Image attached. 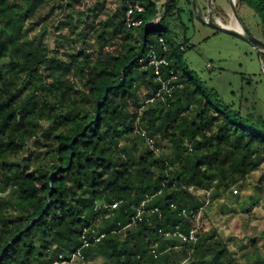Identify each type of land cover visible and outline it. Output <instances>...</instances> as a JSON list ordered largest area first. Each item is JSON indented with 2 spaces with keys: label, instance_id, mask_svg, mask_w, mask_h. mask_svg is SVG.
I'll list each match as a JSON object with an SVG mask.
<instances>
[{
  "label": "trees",
  "instance_id": "16d2710c",
  "mask_svg": "<svg viewBox=\"0 0 264 264\" xmlns=\"http://www.w3.org/2000/svg\"><path fill=\"white\" fill-rule=\"evenodd\" d=\"M46 1L0 0V264H52L59 255L68 261L92 229L104 237L81 249L83 261L232 264L233 254L215 229L202 233L200 227L195 243L165 238L159 229L189 228L170 203L197 210L222 195L233 205L242 201L239 188L249 186L264 165V117L212 98L216 92L187 70L183 45L176 49L160 27L174 0L164 15L163 4L159 24L150 30L126 26L129 0H111L123 4L120 16L94 21L86 30L90 16L109 1L90 0L92 12L84 18L82 10L77 13L85 28L63 37L71 42L66 49H50L32 33V18ZM237 1L264 22V0ZM61 2L62 9L78 4ZM142 4L144 22L158 14L154 1ZM159 36L183 87L167 102L146 103L142 91L150 94L157 83L140 59ZM93 45L90 55L86 48ZM139 129L154 138L153 148ZM29 143L35 149L17 159ZM146 195L161 216L127 225ZM258 199L240 210H250ZM115 200L122 202L113 216L95 212L96 202ZM257 258L249 264H264L263 256Z\"/></svg>",
  "mask_w": 264,
  "mask_h": 264
},
{
  "label": "rangeland",
  "instance_id": "374dc122",
  "mask_svg": "<svg viewBox=\"0 0 264 264\" xmlns=\"http://www.w3.org/2000/svg\"><path fill=\"white\" fill-rule=\"evenodd\" d=\"M152 1L163 4L167 0ZM60 3L61 0H47L32 18L35 24L32 33L36 38H42L43 43L50 49L60 46L63 49L69 48L71 42L67 43L63 37H69L72 29L76 33L81 28H85V25L77 20V13L82 10L84 18L94 7V2L90 0H77L78 4L73 10L60 8ZM122 5L117 1H107L101 9H98L99 14L94 19L92 15L90 16L89 26L85 29L91 30L93 25L91 23L94 21L119 15ZM227 8L233 11L231 0H196L195 8L193 0H174L171 14L167 15L165 23L160 27L164 28L165 36L174 40L176 49L178 44L183 45L181 57L188 66L187 70L192 72L209 92H216V96L212 98L220 99L223 103L234 107L243 104L247 110L264 117V48L257 51L242 39L215 30L197 17L198 15L204 17V13H208L209 10H217L220 17L212 12V18L216 20L218 18L222 23H230L234 15H227L224 12ZM162 9L163 5L158 12L160 15ZM235 10L241 26L264 42V22L260 14L237 0H235ZM149 15L151 16L152 13ZM73 47L74 50L81 48L79 43ZM93 48L94 45L86 48L90 55ZM33 149L35 146L29 143L27 149L21 152L17 159L25 157L28 151ZM249 182V186L238 190L242 197L240 203H234L237 198L232 196L236 207L227 196L222 195L205 205L200 214V232L215 229L233 254L232 264L254 263L258 260V256L264 257V165L252 174ZM257 185L261 187L259 191ZM197 193L203 197L205 192L200 190ZM208 194L209 192H206L207 196ZM257 195L258 202L250 210H240L252 200H256ZM100 262V258H94L87 261L75 259L58 264H100Z\"/></svg>",
  "mask_w": 264,
  "mask_h": 264
},
{
  "label": "built area",
  "instance_id": "2783aa9c",
  "mask_svg": "<svg viewBox=\"0 0 264 264\" xmlns=\"http://www.w3.org/2000/svg\"><path fill=\"white\" fill-rule=\"evenodd\" d=\"M235 2V0H231ZM161 4L156 2V8L160 11ZM145 12V6L137 0H129L126 3L124 23L127 27H139L141 25H145V27H149L152 24H155L160 19V14L158 13L154 18L144 22V19L140 17V14ZM204 17H207L205 15ZM218 20V18H217ZM219 21V20H218ZM184 47L181 46L180 50H183ZM169 51V46L167 45L165 38L163 36H159L157 39V46L150 45L146 56L140 61L143 63V67L151 68L154 80L157 83V86L154 90L147 94L146 90L142 91L144 95V102H153L159 100L161 102H167L170 98L173 97L174 91L179 90L183 87L182 79L177 70L172 67H169L170 61L167 55ZM139 136L152 148L154 147V138L150 136L145 130L139 129L137 130ZM233 193L237 192V189L234 188L232 190ZM152 199V196L146 195L134 208V213L130 218V221L127 225L135 224L138 221H141L144 217H148L149 215L157 214L159 217L161 216V210L156 205H149V201ZM122 201L115 200L112 202L107 201H98L94 205V210L97 212L101 218H108L114 215L115 209L118 208ZM208 204V199L204 202L202 206H200L197 210L191 209L188 207H180L178 208L176 204L170 203V208L178 209V214L189 223V228L183 230L179 224L174 225L172 228L164 229L160 228L159 233L165 238H174L178 239L184 243H195L198 238V229L200 228V214L205 205ZM148 219V218H146ZM104 237L103 232H98L95 229L91 230V234L86 235L84 233L82 235V246L81 248L76 249L69 256L68 261L72 260H84V255L82 253V248L91 246L96 244L102 240ZM151 252L154 256L157 255L156 250L152 248ZM63 259L62 255H59V260L52 263L58 264L60 262H68Z\"/></svg>",
  "mask_w": 264,
  "mask_h": 264
},
{
  "label": "water",
  "instance_id": "95a60500",
  "mask_svg": "<svg viewBox=\"0 0 264 264\" xmlns=\"http://www.w3.org/2000/svg\"><path fill=\"white\" fill-rule=\"evenodd\" d=\"M171 2H172V0L166 1L165 5H164L163 15L167 12L168 7L171 4ZM193 6H194V8L196 7V0H193ZM232 9H233L234 17L239 21V18L237 16V13L235 10V2H232ZM212 16H213L212 11L209 10L207 17H201L199 15L197 17L201 22L207 24L208 26H210L211 28H214L215 30L222 31V32H225L227 34H230L232 36H235L237 38L242 39L243 41L249 43L252 47L257 49V51L260 48H264V42L261 41L260 39H258L257 37L251 35L243 26H242V28H243L242 31L235 29V28H230V27H227V25L220 23L218 20L213 19ZM158 24H159V22L152 24L151 26L146 27V29L150 30L153 27L158 26ZM122 84H123V80H121L118 85H122ZM109 88H110V86H108L105 89L104 95H103L102 99H100L98 101V104L104 101Z\"/></svg>",
  "mask_w": 264,
  "mask_h": 264
},
{
  "label": "bare ground",
  "instance_id": "6f19581e",
  "mask_svg": "<svg viewBox=\"0 0 264 264\" xmlns=\"http://www.w3.org/2000/svg\"><path fill=\"white\" fill-rule=\"evenodd\" d=\"M232 19L233 20L230 23H222L221 21H219V22L224 24V25H227V27L235 28V29L242 31L243 28H242L241 24L238 22V20L235 17Z\"/></svg>",
  "mask_w": 264,
  "mask_h": 264
},
{
  "label": "crops",
  "instance_id": "0c3cea01",
  "mask_svg": "<svg viewBox=\"0 0 264 264\" xmlns=\"http://www.w3.org/2000/svg\"><path fill=\"white\" fill-rule=\"evenodd\" d=\"M210 1H211V0H210ZM155 3H156V2H155ZM158 3H159V2H158ZM160 4L163 5L164 3L162 4V3L160 2ZM209 9H210V5H209ZM208 12H209V11H208ZM212 12H213L214 15H216L217 17H220V16H219V12H218L217 10H214V11L212 10ZM224 12H226V14L229 15V16L233 15V11H232L230 8L225 9ZM205 15H208V13H204V16H205Z\"/></svg>",
  "mask_w": 264,
  "mask_h": 264
}]
</instances>
